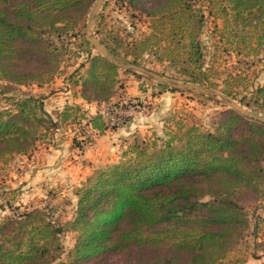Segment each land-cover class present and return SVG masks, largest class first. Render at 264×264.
Returning <instances> with one entry per match:
<instances>
[{"label":"trees","instance_id":"trees-1","mask_svg":"<svg viewBox=\"0 0 264 264\" xmlns=\"http://www.w3.org/2000/svg\"><path fill=\"white\" fill-rule=\"evenodd\" d=\"M95 1L0 0V81L22 85L40 79L41 67L50 62L48 57L42 62L41 53L58 50L45 35L61 38L80 22L87 24ZM146 2L149 9L143 7ZM127 5L145 13L153 35L184 57L186 81L192 84L218 86L210 83L205 69L201 36L208 18L222 21L223 41L230 39L236 47L242 43L257 56L264 46V0H128ZM95 26L100 27V20ZM100 41L138 66L153 49L150 35L133 42L108 35ZM102 67L119 74L106 58L92 57L85 72L95 96L83 89L86 102L111 98L115 83L99 79ZM238 79L245 81L231 75L224 82L229 88L221 93L236 99L239 91L229 82ZM5 102L0 98V163L35 150L45 123L37 98L16 100L14 106ZM241 103L264 114V84ZM79 112V106L67 105L57 122L67 124ZM92 122L101 133L108 128L100 116ZM179 126L182 133L135 144L128 160L97 169L77 189V210L66 226L39 208L8 217L0 224V264H53L64 254L65 232L74 233L76 241L61 264H102L112 255L130 257L136 251L140 257L150 250L164 255L158 253L147 264H226L251 227L236 199L241 194L264 199V124L229 109L214 132Z\"/></svg>","mask_w":264,"mask_h":264},{"label":"rangeland","instance_id":"rangeland-1","mask_svg":"<svg viewBox=\"0 0 264 264\" xmlns=\"http://www.w3.org/2000/svg\"><path fill=\"white\" fill-rule=\"evenodd\" d=\"M127 2L128 0H106L97 17V20H100V27H94V35L99 39L112 35L126 42L141 40L149 35L153 36V49L144 56L140 66L168 79L186 83L188 75L185 72L186 62L184 57L178 54L173 47L169 48L159 37L154 36L150 28L149 17L140 10H133L132 7L127 5ZM146 3L143 7L149 9L150 2ZM88 19L87 24L86 21L80 22L75 31L63 34L61 38L56 34L50 37L48 34L45 35L47 38H45L46 42L52 41L56 44L58 50H49L45 56H43L44 53H41V61L44 62V58L48 57L50 62L49 65L41 67V73L43 74L40 79L29 81L22 85L0 81V90L2 91L0 98L3 101H8L12 106H14L16 100L23 101L29 97H35L41 101V112H39V115H41V119L45 123H41V127H39L41 132V140L39 142H41V146L44 143L47 146L50 145L53 150L59 144V141L54 143L51 138L55 135L54 126L57 125L55 129L67 126L57 122L56 113L58 111L57 106H55V99L66 92L65 88H67V85L71 86L72 95H75L76 91L81 94L83 89H87L89 95L95 96L94 93L90 92L93 85L89 83L90 80L85 72V66L92 57L101 55L88 41L89 45L85 42L87 40L86 28ZM215 27H217L216 30ZM221 27L222 21L219 19L208 18L206 21L203 35L201 36L205 53V69L207 70L206 73L210 83L218 86L216 88L209 85L201 86L221 92L224 88H229V86H225L224 82L229 80L231 75H240L245 79L243 84H240L241 78L236 82L235 80H230L229 82L232 89H238L239 91L238 96H235L236 99H230L243 106L241 99L244 96L248 97V99L251 98V93L255 91L258 84L261 85L262 83L260 78L264 73V46L258 56L254 55L242 43H238L239 47H236L230 39L223 41L221 39L222 34L219 31ZM97 31H100V34H97ZM82 32L85 33V39L82 36ZM116 57L123 61H132L131 57L128 59L123 58L124 56ZM99 79L102 82H107L108 85L112 82L115 83L109 101L123 111L120 116V124L111 127V130L124 128L136 121L138 122V120L141 121L134 128L138 131V135L134 138L126 139L125 143L122 144L118 163L130 158V154L125 156L123 153H129L135 144H151L155 139H160L162 142L167 140L168 135L174 132L182 133L183 131L179 130L180 124L185 126L196 125L203 132H214L219 120L226 117L227 111L231 109L223 103V99L220 96L206 95L195 90L172 89L144 74L126 71L122 68H119L117 76L107 67H102L99 71ZM86 80L88 84H86ZM6 102L4 105L7 106ZM243 107L264 117L263 113H257L246 106ZM48 113L52 115L54 124H51ZM82 116L84 115L77 116L76 119ZM47 133L49 136L45 137ZM64 135L59 133L57 138L63 140L66 137ZM64 141H71L79 149L80 144L73 136L72 138L69 136ZM17 157L9 158L7 162H3L0 166V224L8 217L15 215V213L20 214L27 211V209L31 211L39 208L45 210L50 219L55 221L57 225L66 226V223L74 217L77 210L78 199L76 191L85 182H82L81 186H75V183H70L68 186V189L70 188L69 191H64L63 193V190L67 189L65 182L71 176L63 180V177L66 176L65 173L57 174L55 175L59 179L57 183L46 184L45 186L46 182H41V186L43 183L44 186L41 188V196H38L39 201L29 207L28 196L19 194L17 192L19 187L16 188L17 185L7 184L5 180V174H7L5 172L6 165L11 164ZM70 161L75 163L80 160H75L74 157H71ZM15 163L13 162L12 166L20 165L18 161ZM7 169L10 170L12 168ZM67 175L70 174L68 173ZM207 200L209 198L204 201ZM236 200L249 216L251 227L244 239L237 244L226 264H245V261L247 262L246 264H264V199L254 194H241ZM61 240L64 246V254L60 260L53 264L67 262L69 253L75 245L76 236L74 233L65 232L61 236ZM158 253L164 255V251L160 250L144 251L140 257L136 255V251L130 257L112 255L102 264H147V261L154 259Z\"/></svg>","mask_w":264,"mask_h":264},{"label":"crops","instance_id":"crops-1","mask_svg":"<svg viewBox=\"0 0 264 264\" xmlns=\"http://www.w3.org/2000/svg\"><path fill=\"white\" fill-rule=\"evenodd\" d=\"M260 79L262 82L261 84H264V73ZM65 91L64 94L55 99V106H57L58 113L63 111L67 105H77L80 107V112L77 116L87 115L93 118L97 117V106L103 103L86 102L81 97L79 91H76L75 95H72V88L69 85H67ZM139 122L141 121L138 120V122L136 121L127 127L117 130H105L97 139L94 146L87 151H80L71 141H64L69 138V136L72 138L70 129L67 126L63 130V134H65L64 136L66 137H64L63 140L59 139L58 147L55 148V150H53L50 145L47 146L44 143L41 146V142H38L35 150L30 154L19 155L11 164L6 165V183L17 185L16 188L19 187L17 192L22 194V196H28L29 207L37 204L39 201L38 196H41V188L44 186V183L41 186V182L45 181V186L46 184L57 183L59 180L55 177L57 174L65 173V177L67 178L63 177V180L71 176L70 179L65 182L67 189H64L63 193L64 191H69L70 188L68 189V186L70 183H75V186H81V183L85 182L100 167L107 164L118 163L122 144L125 143L126 139H131L138 135V131L134 128L139 125ZM123 155L127 156L129 154L123 153ZM71 157L82 162L77 161L72 163V161H70ZM17 161L20 165H17L18 167L16 165L12 166V163L14 162V164H16L15 162ZM2 164L3 163H0V166ZM15 167L17 168L15 169ZM7 168L12 169L9 170ZM68 173L70 175H67Z\"/></svg>","mask_w":264,"mask_h":264},{"label":"water","instance_id":"water-1","mask_svg":"<svg viewBox=\"0 0 264 264\" xmlns=\"http://www.w3.org/2000/svg\"><path fill=\"white\" fill-rule=\"evenodd\" d=\"M106 0H97L95 2V5L89 15L88 19V25L86 28V39L90 43V45L104 58H106L108 61L113 63L119 68H122L126 71H132L139 74H144L148 76L149 78L156 80L160 82L163 85L169 86L172 89H178V90H195L199 93L206 94V95H217L220 96L223 99V103L228 106L229 108L246 115L247 117L256 120L260 123L264 124V117L261 115H258L245 107L238 104L235 100L230 99L229 97L225 96L221 92L214 91L207 87H202L200 84H192L189 82L182 83L177 80H171L168 79L162 75H159L158 73H155L153 71H150L148 69H145L141 66L135 65L131 62L123 61L121 59H118L116 56H114L100 41L97 36L94 35L93 29L96 25L97 17L99 14V11L102 9L104 3Z\"/></svg>","mask_w":264,"mask_h":264},{"label":"built area","instance_id":"built-area-1","mask_svg":"<svg viewBox=\"0 0 264 264\" xmlns=\"http://www.w3.org/2000/svg\"><path fill=\"white\" fill-rule=\"evenodd\" d=\"M123 114L121 108L115 106L111 101L103 103L97 106L96 116L102 117L106 122L108 128L111 130V127L118 126L120 124V116ZM93 117L87 115L82 116L81 118L71 120L67 125L70 129V132L74 139L77 140L80 144V150H89L94 146L95 141L102 135L101 131L96 128L92 122ZM66 126V127H67ZM65 128V126H63ZM58 127L55 129L52 140L54 143L58 142L57 138L59 133H63L64 128Z\"/></svg>","mask_w":264,"mask_h":264}]
</instances>
